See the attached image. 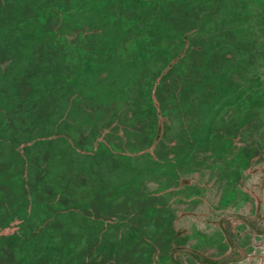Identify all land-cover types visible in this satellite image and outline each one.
I'll return each mask as SVG.
<instances>
[{"label":"trees","instance_id":"16d2710c","mask_svg":"<svg viewBox=\"0 0 264 264\" xmlns=\"http://www.w3.org/2000/svg\"><path fill=\"white\" fill-rule=\"evenodd\" d=\"M254 3L259 22L264 24V0H0V98H7L6 102L0 99V127L12 125L8 115L11 108L19 109L16 103L23 106L33 100L34 110L28 107L34 120L44 110L40 104L46 87L57 82L63 88L60 103L48 108L51 132L43 136L23 133L16 145L10 141L9 149L17 156L0 158V227L17 226L9 233L0 231V264H76V162L113 153L110 148L93 149L92 139L87 143L72 129L91 128L101 107H116L118 99L127 104L130 96L132 111L144 113L146 127L156 131L163 121L167 96L174 108L199 103L204 111H214L230 91L227 97L243 106L260 104L264 91L254 85H242L240 94L235 87L222 85L243 73L239 66L230 65L228 48H249L247 34L252 26L245 21L253 17ZM31 41L44 44L45 50L33 53ZM13 63L19 65L13 67ZM64 64L66 70L61 69ZM34 65H43L35 79L31 77ZM14 70L19 78L11 81L8 77ZM110 71L112 78H108ZM87 78L93 85L85 83ZM20 86L24 92H19ZM97 87L103 101L92 105L88 88L93 92ZM77 96H85L91 107L78 103L69 108ZM70 110L72 119L65 118ZM76 114L82 117L75 118ZM140 120L139 116L132 118V127H141ZM206 130L196 141L206 140L213 128L208 125ZM18 131L13 130L14 139ZM127 134L139 137L133 129ZM146 138L151 146L157 135L148 132ZM58 141L63 150L55 148ZM132 144L137 147L139 141ZM62 166L65 175L53 178V168ZM124 193L123 186L117 185L114 200ZM88 202L85 199L82 206L90 207ZM139 240L138 228L116 230L114 255L121 257L126 251L132 261H138ZM87 263L84 259L83 264Z\"/></svg>","mask_w":264,"mask_h":264},{"label":"flooded vegetation","instance_id":"af4514ba","mask_svg":"<svg viewBox=\"0 0 264 264\" xmlns=\"http://www.w3.org/2000/svg\"><path fill=\"white\" fill-rule=\"evenodd\" d=\"M254 84L253 82L251 85ZM222 85L236 87L237 83L227 80L223 81ZM241 88L242 86L235 92L240 94ZM255 88L261 89L260 86ZM232 93L230 91L228 95H224L214 111H205L203 114L210 119L209 126L211 125L213 131L218 128L216 120L221 105L243 104L233 101L232 97H227ZM259 106L261 104L245 103L244 107L248 112L245 116H240L241 121L238 123L233 121L225 127L224 132L218 133L219 143L198 144L207 151L215 149L214 153H218L222 159L225 150L229 154L226 161L230 167L220 169V176L225 180L224 188L218 198L219 204L214 208L216 212H221V215L213 221H210V217L205 220L210 229H213L210 232L208 231L210 229H201L198 221L193 222L196 230H190L188 225L180 222L186 218L198 219L205 213H199L194 208L195 204L192 209L186 208L181 212L175 209L177 196H181L178 199L180 201L186 199L197 201L201 197L191 179L180 177L178 165L182 164L183 159H175L173 162L169 158L154 157L152 148L158 146L160 142L161 126L156 131L147 129L144 113L133 114L141 117L138 122L141 126L139 128L132 127L135 123L131 121H114L115 118H110L109 113H104L106 117L101 120L98 117L99 112L96 113L91 128H85L88 136L93 137L91 140V144L95 143L93 149L110 148L111 153L119 150L129 152L128 155L123 154L126 157L133 154L132 157L135 158L142 154L144 157L149 155L151 159L143 163L142 170H134V166L126 165L125 162L130 160L114 159L113 155L109 154L104 156V152H102L104 158L79 159L76 162V197L79 204V207L75 208L76 264H83L84 259L89 260L87 264H234L245 259L258 258L255 255L254 238L264 236V175L256 177L257 180L250 185L247 180L252 175L264 174V144L255 139H243V133L249 132L250 126L258 120ZM130 129L136 131L140 137L137 147H130L133 145L127 134ZM117 131L122 133L118 140L120 144L116 143L114 138ZM153 131L157 138L150 146L146 135ZM210 136L202 142L209 141ZM135 138L133 143L136 142ZM193 139L196 141V136H193ZM150 148L152 152L146 153ZM186 155L187 153L184 156ZM171 156L172 154L169 155ZM120 167L124 170L121 171ZM115 168L120 169L116 172ZM86 172L91 176H85ZM153 172L166 174L165 183L161 181L157 183V187H151L146 176ZM117 185L123 186L125 195H120L118 201H115L114 190ZM85 199L89 201L90 207L82 206ZM241 202L248 207V212L241 210ZM119 205L124 206L119 208ZM121 215L123 218L118 217ZM132 228H138L140 233L138 261H132L126 251L124 256L114 255L116 230L125 231ZM0 231H4L2 227ZM247 236L253 238L248 240ZM64 242L66 244L68 241ZM64 250L65 248L63 253ZM62 257L63 261L68 260L66 254Z\"/></svg>","mask_w":264,"mask_h":264},{"label":"rangeland","instance_id":"374dc122","mask_svg":"<svg viewBox=\"0 0 264 264\" xmlns=\"http://www.w3.org/2000/svg\"><path fill=\"white\" fill-rule=\"evenodd\" d=\"M253 9L257 8L256 3H254ZM254 15L251 18V20L245 21V23H251L252 30L250 33L247 34V38L250 40L249 48H241L237 49L235 46H230L228 48V52L231 53L230 61L232 64V67L234 66H239L243 70V73L240 75L236 73V83L237 86L235 87L234 90H237L239 87L242 85L244 86H249L253 82L254 87L260 86L261 89L260 91L264 90V24H261L259 22V15L256 13V9L254 10ZM264 13V12H263ZM263 27V28H262ZM32 44V51L33 53L38 52L39 49L45 50L43 45L44 44H39L35 43L33 41L30 42ZM35 44V45H34ZM39 48L37 49V47ZM48 46V45H47ZM43 47V48H41ZM49 47V46H48ZM5 58H2L4 60ZM24 61V58H23ZM18 63H13L12 66H18ZM1 66V65H0ZM2 66H6V64H2ZM43 65H38V66H32L31 69V77H34L35 79V73L40 71L39 69ZM61 69L66 70V65H61ZM102 70V69H101ZM113 71H110L108 74V78H112ZM17 79L19 78L18 76V71L14 70L10 72V75L8 77L9 80H13L14 78ZM87 77V76H86ZM32 79V78H31ZM86 84L88 85H93V82L91 81L90 78H87L84 80ZM38 82V81H37ZM261 82V83H260ZM31 83V82H30ZM171 85H174L173 83H170ZM39 85V84H38ZM21 88H18L19 92H24V89L22 86ZM48 87V86H47ZM46 87V91L44 92V99L41 101L42 104H40L41 107H43V111H39L38 115L34 120L32 119L31 115L33 111H29V107L32 109L35 107V102L32 100L30 104H25L23 106L19 105V103L16 105L19 106V109H13L11 108L9 111V119L11 120L10 123H12L11 126L6 125L3 127H0L3 133L0 139V158L2 160H11L14 159L15 153L12 154L10 151V141H13V145H16L22 138H23V133L28 134L29 133H34L37 136L45 135L48 132H51L52 128L49 126V112L51 111L48 108L52 109V107H55L58 103H60L62 96H63V88L58 84L57 82L52 83L49 87ZM42 87H37V89H41ZM94 90L93 92H89L90 88H88V95H93L92 99L93 101L90 103L92 105H97L98 103L103 101V93L102 91L98 89ZM62 90V91H60ZM233 90V91H234ZM18 93V92H17ZM130 92L127 90L125 94H129ZM62 94V95H61ZM132 96V95H131ZM79 97V96H77ZM111 97V96H109ZM34 97H32L33 99ZM80 100H85V96L79 97ZM79 98H72L71 102H74L73 104L71 103L70 107H77L80 103L83 107L87 108L90 106L87 101L79 102ZM129 99V102L127 104H121L120 100L118 99V104L116 107L114 105L110 107H101L100 112V117L105 118L106 115L109 113L110 118H115L114 121L117 120H123L124 122L126 121H132V118H135L134 111H132V104H130V101L132 99L127 97ZM3 102H6L7 98H0ZM127 99V100H128ZM122 100V99H121ZM164 103L167 104L166 111L163 112L165 113L163 117V121H160V132H159V139L160 142L158 146H156L153 151V155L156 158H161V159H167L173 161L175 159H183L181 161L182 164L178 165V172L180 174V177H184V179H191V183L196 186L195 190L199 191L200 194V199L197 201H190V200H178L181 198V196H177L178 199H175V209L179 210L180 212L183 211L184 209H192L193 204L194 208L198 210L199 213H205L202 217L196 218H186L183 219L182 222L183 225H188L190 230H196L197 228L194 227V221H198L199 223L198 226H200L201 229H210V225H207L208 223H205L206 218L210 217V221H213L214 219H217L221 214V212H216L214 208H216L219 204L218 198L219 195L222 193V189L224 188V179L223 176H220V169L223 167H230L229 164L226 161V158L228 157V153L225 150L224 152V159L222 157H219L218 153H214L213 149L212 151H207L204 147L198 145V144H214V143H219V134L221 132H224L225 127L229 126L231 123L234 122H239L241 121L240 116H245L246 112H248V109H246L243 105L240 106H229V105H221V108L218 110L217 114V120H216V127H218L215 131H213V135L210 136V140L203 143L202 141H195L193 139V136H202L204 137L205 132L207 131L206 128L209 125V120L207 117H204L203 114L205 113L204 110L201 109L200 104L197 103L192 106H187L188 104H185L183 106H180L179 108H174V104L171 101V98L169 96L165 97L163 99ZM194 102V101H193ZM88 104V105H87ZM261 106H259V118L257 121L254 122L249 129V132L243 133V139L247 140H253L255 139L256 141L262 142L264 144V98L260 102ZM29 106V107H28ZM39 106V107H40ZM91 107V106H90ZM248 107V105H247ZM249 108V107H248ZM65 109V108H64ZM68 109V108H67ZM72 109V110H73ZM34 110V109H33ZM38 110V108H37ZM70 111L67 112L65 118L72 119V113ZM105 113V114H104ZM131 114V115H129ZM208 114V112L206 113ZM209 115V114H208ZM82 117L81 114H76L75 118ZM211 117V115H210ZM130 119V120H128ZM165 120V121H164ZM37 122V125L35 123ZM166 122V126H165ZM7 123V122H6ZM68 123H73L72 120H69ZM67 124V123H66ZM65 124V125H66ZM64 125V124H63ZM202 125V126H201ZM201 126V127H200ZM200 127V128H199ZM148 129V128H147ZM13 130H19L18 133L13 135ZM73 130V134L79 138L80 136L83 137V139L87 140V143L92 139V136H88L87 132H85V129H82V132L79 130ZM17 132V131H16ZM118 132V131H117ZM120 134L121 132L116 133L114 138L115 142L120 144ZM130 137V136H129ZM133 139L135 137H130ZM140 137H136V143L139 141ZM242 139V138H241ZM46 143V142H45ZM43 142V144H45ZM40 146V148H42ZM132 147V145L130 146ZM129 147V148H130ZM55 148L58 150H63L64 145L62 142L58 141L57 145H55ZM35 149H37L35 147ZM218 150V148H217ZM149 152L151 153V148L146 150V153ZM11 153V155H10ZM36 153V151H35ZM34 153V147H33V160L36 159V155ZM128 155L129 152H120L119 150L113 151V157L114 159H120V160H130L132 161H126V165H132L134 166V170H142L143 168V163H146L145 161L150 160L151 157L149 155L145 156L140 154L135 158H130L126 157L123 154ZM185 153H187L186 156ZM172 154L171 157L169 155ZM84 160L88 159L86 157H82ZM66 163V161H65ZM64 163V164H65ZM34 165V164H32ZM121 171L124 170L122 167ZM119 168V169H120ZM166 170V169H165ZM119 171V170H118ZM66 168L65 166L61 167H54L53 168V173L51 176L53 178H56V176L63 174L65 175ZM216 174L217 176H214ZM166 174H159L157 172H153L152 174H148L146 177L150 180V186L151 187H157L158 182H163L165 183L166 179ZM264 175L263 173H258V175H252L248 178L247 182L248 184H252L253 181L257 180V178L262 177ZM215 178H214V177ZM52 179V178H51ZM259 180V179H258ZM264 181V180H263ZM186 185V184H184ZM182 185V187H184ZM58 186V185H57ZM60 189V187L58 186ZM66 196V193L63 194ZM190 201V202H189ZM174 202V201H173ZM198 204V205H197ZM240 207H242V211L248 212L249 209L246 205H243L241 202ZM219 208V207H218ZM238 209V208H236ZM209 211V212H206ZM211 224V223H209ZM17 228V226H13L12 228L4 230V232L9 233L14 231ZM213 231V229L208 230ZM253 238L251 236H247V239ZM254 239V243L256 244V252L255 255L258 256L256 259H245L241 262L234 263V264H264V236H256ZM250 250V249H248ZM253 255V254H252Z\"/></svg>","mask_w":264,"mask_h":264}]
</instances>
